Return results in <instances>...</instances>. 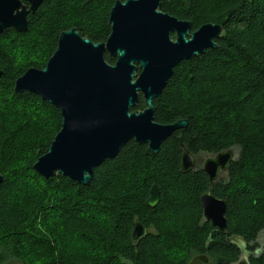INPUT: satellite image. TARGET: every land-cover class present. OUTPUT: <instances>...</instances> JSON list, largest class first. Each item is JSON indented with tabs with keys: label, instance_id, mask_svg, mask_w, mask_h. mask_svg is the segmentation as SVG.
<instances>
[{
	"label": "trees",
	"instance_id": "obj_1",
	"mask_svg": "<svg viewBox=\"0 0 264 264\" xmlns=\"http://www.w3.org/2000/svg\"><path fill=\"white\" fill-rule=\"evenodd\" d=\"M116 1L45 0L29 15L26 33L0 34V264H36L35 255L39 264H190L198 255L208 264H237L243 248L248 264H264V0H162V11L191 22L192 32L208 23L223 28L217 47L182 62L154 100L157 123L186 120L187 127L157 154L130 141L87 186L34 171L61 129L60 111L35 94H16L15 81L46 66L64 31L106 42ZM144 108L141 97L134 110ZM183 145L194 155L238 151L212 187L227 204L228 233L204 223L208 176L181 173ZM30 183L35 193L19 191ZM153 185L160 191L155 208L147 205ZM136 219L150 233L134 244Z\"/></svg>",
	"mask_w": 264,
	"mask_h": 264
},
{
	"label": "water",
	"instance_id": "obj_2",
	"mask_svg": "<svg viewBox=\"0 0 264 264\" xmlns=\"http://www.w3.org/2000/svg\"><path fill=\"white\" fill-rule=\"evenodd\" d=\"M25 1L0 0V34L10 28L28 31L29 15L45 0ZM109 23L111 33L103 43L82 37L75 28L62 32L46 66L31 68L15 81L16 94H35L60 111L61 129L33 166L46 179L61 175L87 186L94 170L117 157L130 141L147 146L151 154L159 153L188 122L157 123L154 100L182 62L215 49V40L223 35L222 26L213 23L191 32V22L162 11V0H117ZM106 54L116 62L108 63ZM141 97L146 108L135 111ZM181 152V173L196 170V156L185 145ZM236 158L235 150L227 149L202 161L210 186L201 197L203 219L223 233H228L227 204L214 197L212 187ZM2 181L0 175V185ZM159 202V188L153 185L147 204L155 208ZM149 233L136 220L132 242L137 244ZM228 241L243 244L238 237ZM201 261L207 259L196 257L190 264Z\"/></svg>",
	"mask_w": 264,
	"mask_h": 264
},
{
	"label": "flooded vegetation",
	"instance_id": "obj_3",
	"mask_svg": "<svg viewBox=\"0 0 264 264\" xmlns=\"http://www.w3.org/2000/svg\"><path fill=\"white\" fill-rule=\"evenodd\" d=\"M192 32V31H191ZM215 42H216V40H215ZM145 104V103H144ZM145 108H146V106H145ZM144 108V109H145ZM143 109V110H144ZM142 111V110H141ZM194 155V154H193ZM214 155H216V154H203V153H200V154H198V155H195L196 156V158H197V160H198V162H197V165L199 166L196 170H194V171H191V172H194V173H197V172H202V161H204L205 159H207L208 157H210V156H214ZM181 160H182V158H181ZM228 172H225V173H223L222 175H221V178H220V181H219V183L224 179V177L226 176V174H227ZM206 174V173H205ZM207 175V174H206ZM219 183H217V184H219ZM216 185V184H215ZM202 217H203V215H202ZM203 221H204V223H207V222H205V220L203 219ZM211 224V223H210ZM212 226V225H211ZM196 257H205L206 259H207V262H198L197 264H208L209 263V259L206 257V256H203V255H198V256H195L193 259H195ZM192 259V260H193ZM192 260H191V262H192ZM190 262V263H191ZM249 263V253L248 252H246V250H245V248H243V250H242V255H241V257H240V261L237 263V264H248Z\"/></svg>",
	"mask_w": 264,
	"mask_h": 264
},
{
	"label": "rangeland",
	"instance_id": "obj_4",
	"mask_svg": "<svg viewBox=\"0 0 264 264\" xmlns=\"http://www.w3.org/2000/svg\"><path fill=\"white\" fill-rule=\"evenodd\" d=\"M4 104H3V103ZM8 102H10V101H1V103L3 104V106L4 107H6V109L7 110H9V109H12L11 107H10V104L8 103ZM4 107H3V109H4ZM0 109H2V108H0ZM17 110H15L16 111V113H17V115H19V114H21L22 113V109L20 108V107H18V108H16ZM235 152H236V154H237V150H235ZM31 184V185H30ZM29 184V187H27L26 186V189H23L24 187V184H22V186H21V189L19 190V191H22V190H29V193L30 194H32V193H35V183H30ZM17 191H18V188H17ZM18 191V192H19ZM21 193V192H20ZM21 198L22 197H20V202H21ZM150 231H153V230H150ZM258 243L261 245L262 243H263V235L258 239ZM260 252L258 251L257 252V254H259ZM34 254V253H33ZM35 255V254H34ZM22 261V260H21ZM20 260H18V259H12V261H10L8 264H23L24 262H21ZM32 262H36V264H39V262H40V258L39 257H37L36 255L34 256V259L33 260H31Z\"/></svg>",
	"mask_w": 264,
	"mask_h": 264
},
{
	"label": "bare ground",
	"instance_id": "obj_5",
	"mask_svg": "<svg viewBox=\"0 0 264 264\" xmlns=\"http://www.w3.org/2000/svg\"><path fill=\"white\" fill-rule=\"evenodd\" d=\"M147 201H148V200H147ZM147 205H148V204H147ZM136 220H137V219H136ZM136 220H135V221H136ZM135 221H134V226H135ZM139 222H140V221H139ZM133 231H134V227H133ZM132 234H133V233H132ZM138 243H139V242H138Z\"/></svg>",
	"mask_w": 264,
	"mask_h": 264
}]
</instances>
